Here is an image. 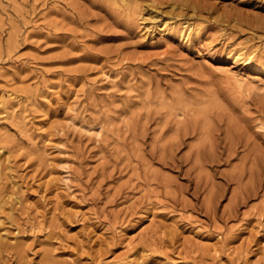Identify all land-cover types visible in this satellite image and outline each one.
<instances>
[{
	"label": "rangeland",
	"instance_id": "obj_1",
	"mask_svg": "<svg viewBox=\"0 0 264 264\" xmlns=\"http://www.w3.org/2000/svg\"><path fill=\"white\" fill-rule=\"evenodd\" d=\"M0 264H264V0H0Z\"/></svg>",
	"mask_w": 264,
	"mask_h": 264
},
{
	"label": "bare ground",
	"instance_id": "obj_2",
	"mask_svg": "<svg viewBox=\"0 0 264 264\" xmlns=\"http://www.w3.org/2000/svg\"><path fill=\"white\" fill-rule=\"evenodd\" d=\"M257 77V76H256ZM257 79V78H256Z\"/></svg>",
	"mask_w": 264,
	"mask_h": 264
}]
</instances>
